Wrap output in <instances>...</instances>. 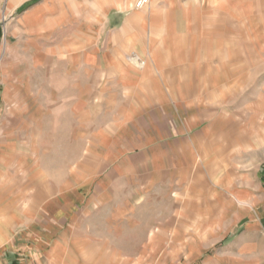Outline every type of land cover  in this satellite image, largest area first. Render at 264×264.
<instances>
[{"label":"crops","instance_id":"0c3cea01","mask_svg":"<svg viewBox=\"0 0 264 264\" xmlns=\"http://www.w3.org/2000/svg\"><path fill=\"white\" fill-rule=\"evenodd\" d=\"M137 1L0 0V85L2 67L11 72L0 92V264H62V253L80 238L73 182L58 185L54 176H44L54 168L45 170L38 162L39 157H52L49 143L55 133L81 144L79 162L66 171H79L86 193L88 172L108 169L100 159L105 147L101 139L115 136L113 121L129 120L130 112L138 111L139 96L146 94L143 86L157 85L151 81L152 70L169 71L168 85L174 86L169 100H193L199 87L192 80L173 81L178 62L188 77L189 69L194 73V60L205 61L208 75L211 64L225 66L223 50L240 64L241 48H247L250 57L253 48L264 47V0H148L147 7L136 10ZM223 33L230 34V40ZM130 53L146 56V78L152 83H144L145 77L126 64ZM13 64L25 70L24 76L15 77ZM114 76L117 85H107ZM211 81L205 78L202 83L211 88ZM179 84L186 85L178 96ZM113 87L123 90L127 107L120 104L113 109L117 116L95 129L101 103L112 107L120 96L111 93ZM99 90L109 91V99L101 100ZM131 94L137 99H128ZM149 98L151 103L165 100L153 92ZM37 143H42L41 150ZM121 145L114 152L128 151L125 142ZM118 159L109 162L110 171L134 174L131 162ZM96 182L102 185L104 180ZM190 185L193 188L194 181Z\"/></svg>","mask_w":264,"mask_h":264},{"label":"rangeland","instance_id":"374dc122","mask_svg":"<svg viewBox=\"0 0 264 264\" xmlns=\"http://www.w3.org/2000/svg\"><path fill=\"white\" fill-rule=\"evenodd\" d=\"M251 51L249 57V50L241 48L240 65L223 50L225 66L210 63V75L205 61L194 60V73L189 69L188 77L178 62L173 81L192 80L199 87L193 100H169L174 90L168 85L169 71L152 70L151 81L157 85L141 90L149 96L160 93L165 100L151 103L144 93L138 111L130 112L132 118L113 121L115 136L101 139L105 147L100 159L108 169L88 172V196L80 186L79 171H66L79 162L81 144L55 133L49 143L52 157H39L38 162L45 170L54 168L44 176H54L58 185L73 182L80 232L62 253V264H264V47ZM146 61L136 53L125 58L145 77L144 83H152L146 78ZM7 67H2L0 92L11 74ZM17 67L12 65L15 77L24 76L25 70ZM115 77L107 85L116 86ZM205 78L214 80L211 88L202 83ZM182 85L175 86L178 96ZM112 92L120 96L112 107L101 103L95 129L111 122L107 118L117 116L113 109L120 104L127 107L123 90L113 87ZM107 93L99 90L98 97L109 99ZM128 99L137 98L131 94ZM85 140L89 148L94 146L90 137ZM122 142L128 151L114 152ZM115 156L131 162L134 174L110 171ZM97 179L104 180L102 185Z\"/></svg>","mask_w":264,"mask_h":264},{"label":"built area","instance_id":"2783aa9c","mask_svg":"<svg viewBox=\"0 0 264 264\" xmlns=\"http://www.w3.org/2000/svg\"><path fill=\"white\" fill-rule=\"evenodd\" d=\"M134 5L136 10H141L147 7L149 4H148V0H138Z\"/></svg>","mask_w":264,"mask_h":264},{"label":"bare ground","instance_id":"6f19581e","mask_svg":"<svg viewBox=\"0 0 264 264\" xmlns=\"http://www.w3.org/2000/svg\"><path fill=\"white\" fill-rule=\"evenodd\" d=\"M132 61H134V62H135L136 60H134V59H133Z\"/></svg>","mask_w":264,"mask_h":264}]
</instances>
